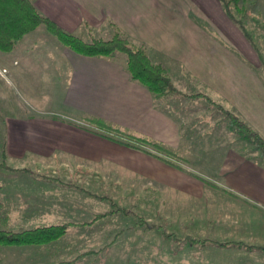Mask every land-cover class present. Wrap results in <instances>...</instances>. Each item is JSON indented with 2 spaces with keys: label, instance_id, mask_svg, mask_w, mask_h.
<instances>
[{
  "label": "crops",
  "instance_id": "1",
  "mask_svg": "<svg viewBox=\"0 0 264 264\" xmlns=\"http://www.w3.org/2000/svg\"><path fill=\"white\" fill-rule=\"evenodd\" d=\"M29 1L38 13L71 33L83 25L110 29L112 22L128 41L145 47L176 89L219 103L264 139V70L218 0ZM250 14L264 24V1L254 0ZM39 27L24 34L10 51H0V69H5L0 74V151L7 160L37 162L46 170L106 167L137 174L161 196L198 200V221L209 228L197 238L205 243L195 245H213L208 236L218 238L215 242L264 247V163L256 162L257 151L251 146L236 148L234 139L224 138L214 145L212 166L202 169L203 181L182 166L102 135L84 119L157 140L181 158L175 161L185 162L176 152L181 138L178 120L158 109L143 86L129 80L122 62L75 53L55 37L60 49L45 35L27 36ZM29 172L33 171L12 172L27 180H0V206L10 204L7 200L20 202L17 209L1 207L0 217L18 212L22 216L15 220L51 222L22 229L68 222L69 230L42 244H0V264H73L70 249H62L55 259L51 245L74 233V186L30 179ZM226 247L236 248L248 264H264V250Z\"/></svg>",
  "mask_w": 264,
  "mask_h": 264
},
{
  "label": "rangeland",
  "instance_id": "2",
  "mask_svg": "<svg viewBox=\"0 0 264 264\" xmlns=\"http://www.w3.org/2000/svg\"><path fill=\"white\" fill-rule=\"evenodd\" d=\"M253 2L254 0H248V12L241 16V22L250 36V41L243 36L255 50L260 60L259 68L264 70V24L259 23L258 19L250 14ZM40 26V31H34L27 36L39 38L45 35L47 38H52V43L58 47L56 44L58 41L54 36L45 31L42 25ZM83 26L84 29L72 33L82 41H88L90 37L106 38L111 33V28ZM149 59L152 63L158 64ZM176 90L177 93L163 95L154 103L158 109L171 112L178 120L181 138L176 152L185 162L163 157L182 166L196 178L206 181L203 177L206 174L201 172L202 169L205 170V166H212L214 163L215 143L225 142V139L231 137L234 139L233 143L237 144L236 148L240 149L244 146L248 148L250 145L236 139L237 135L233 132L232 126L227 124L228 120L223 111L208 103L203 97L183 96L199 93H184ZM3 133V124L0 121V150ZM2 151L0 156L4 154ZM255 159L258 163H264L260 155ZM15 167H26V169H15ZM28 169L33 171L29 172L30 179H55L74 186V233L69 234L70 237L65 235L51 245L55 250V259H59L62 249L68 248L74 253L73 264H248L236 248H220L213 245L199 247L189 244L188 239L201 238L202 233L209 228L208 225L198 221L199 204L194 198H166L163 194L161 196L159 190L147 185L144 179L134 173L106 167H101V171H86L82 166L80 169L70 166L65 168V171H60L58 168L46 170L37 162L19 163L15 160H7L5 155L4 165L0 167V180H27L28 177L19 178L12 172ZM7 201H10V204L1 205L0 208L17 209L20 203L15 200ZM117 208H122L127 213L114 212L90 225L86 224L93 216L109 213ZM21 209L23 208L19 210ZM9 214L11 219L0 217V230L20 231L19 229L25 230L22 227L51 223L46 222L47 220L44 222L30 219L15 220L14 218L22 214L18 212ZM56 215L60 216V213ZM140 220L144 223L139 224ZM83 222L85 224H81ZM62 223L67 224L66 230H69L68 222L56 224ZM150 224L155 228H148L147 225ZM164 234L169 237H165ZM205 238L218 240L208 236Z\"/></svg>",
  "mask_w": 264,
  "mask_h": 264
},
{
  "label": "trees",
  "instance_id": "3",
  "mask_svg": "<svg viewBox=\"0 0 264 264\" xmlns=\"http://www.w3.org/2000/svg\"><path fill=\"white\" fill-rule=\"evenodd\" d=\"M218 1L226 16L239 27L246 39L250 41V36L241 22V16L248 12V0ZM39 25H42L44 29L52 34L62 45L75 53L122 62V67L127 73L129 80L143 86L154 100L166 94L177 93L168 73L159 64H154L150 61L145 47L128 41L127 37L112 22H109L111 33L106 38L90 37L88 41H82L74 34L60 28L46 16L38 13L29 0H0V51H10L24 34L35 29ZM122 54L123 56L121 57ZM183 96L203 97L208 103L223 111L228 120L227 124L232 126V130L237 135L238 139L248 143L252 150L257 151L258 155L264 159V139L246 123L230 111L222 110V106L203 94ZM84 120L87 124L101 130V132L104 133L102 135H107L112 140L124 144L125 146L160 157L168 164H172V162L162 156L169 157L173 160H181L171 148L157 140L120 128L114 124L105 123L95 118H85ZM2 165H4L3 153L0 156V167ZM114 212H120L121 214L127 213L122 208H117L109 213L97 214L87 223L91 224L99 218ZM138 223L143 224L144 222L140 220ZM81 224L85 223L83 222ZM66 227L67 224L62 223L36 226L20 231L0 230V244L23 245L46 243L62 236ZM147 227L155 228L152 224H150V226L147 225ZM164 235L165 237H169V235ZM188 241L192 244L205 243L204 239L191 238L188 239ZM210 243L222 247L236 246L245 249L264 250L262 246H253L241 242L210 241Z\"/></svg>",
  "mask_w": 264,
  "mask_h": 264
},
{
  "label": "built area",
  "instance_id": "4",
  "mask_svg": "<svg viewBox=\"0 0 264 264\" xmlns=\"http://www.w3.org/2000/svg\"><path fill=\"white\" fill-rule=\"evenodd\" d=\"M5 72V69H0V74H3Z\"/></svg>",
  "mask_w": 264,
  "mask_h": 264
}]
</instances>
